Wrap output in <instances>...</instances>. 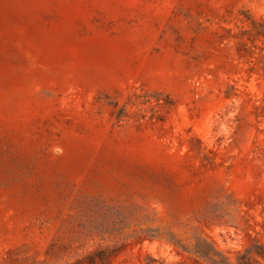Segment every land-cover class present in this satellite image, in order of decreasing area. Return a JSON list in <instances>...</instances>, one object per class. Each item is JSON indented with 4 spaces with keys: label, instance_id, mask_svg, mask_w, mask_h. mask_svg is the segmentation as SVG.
Instances as JSON below:
<instances>
[{
    "label": "rangeland",
    "instance_id": "1",
    "mask_svg": "<svg viewBox=\"0 0 264 264\" xmlns=\"http://www.w3.org/2000/svg\"><path fill=\"white\" fill-rule=\"evenodd\" d=\"M0 264H264V0H0Z\"/></svg>",
    "mask_w": 264,
    "mask_h": 264
}]
</instances>
